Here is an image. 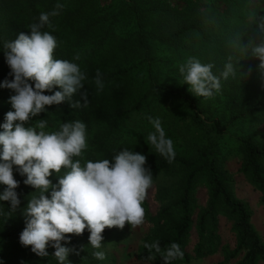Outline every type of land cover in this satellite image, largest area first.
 I'll list each match as a JSON object with an SVG mask.
<instances>
[{"label": "trees", "instance_id": "trees-1", "mask_svg": "<svg viewBox=\"0 0 264 264\" xmlns=\"http://www.w3.org/2000/svg\"><path fill=\"white\" fill-rule=\"evenodd\" d=\"M57 3L65 8L58 16L50 17L51 27L46 25L43 31L57 40L54 58L75 62L87 73L84 87L72 101L83 105L81 93L87 92L89 104L78 109L71 108L67 101L48 106L28 124L47 119L49 127L45 131H54L62 122L81 120L87 125L88 147L82 157L74 159L82 163L111 159L128 148L146 157L145 167L151 169L153 182L160 175L172 174L176 178L169 189H159L152 203L149 195L143 203L145 221L151 230L138 247L139 260L164 264L162 254L173 242L181 246L184 256L171 264H190L192 259L213 255L220 246L219 227L223 222L234 237V247L226 251L225 260L232 264H264V243L251 222V210L233 195V180L222 169L224 159L236 155L240 173L260 194L264 205V138L255 140L232 132L233 124L264 114V71L258 67L259 60L251 55L245 57L230 43L240 32L245 33V46L249 36L258 39V34L252 32L255 24L246 18L247 0H0V84L13 79L3 43L15 40L21 32L30 34L28 26L38 21L41 12H51ZM77 55L78 61L74 60ZM229 56L233 63L240 60L238 67L244 75L229 77L211 98L196 97L183 84L179 65L189 57L214 64L213 72L219 75ZM97 70L103 77L101 91L94 83ZM255 71L263 72L257 98L243 92L248 89L246 77ZM59 90L54 88L45 94ZM103 92L113 102L107 103L106 112L98 97ZM14 94L0 87V124L13 110L9 99ZM169 106L186 111L188 121L183 133L190 137L185 146L175 150L171 163L146 139L154 132L149 117L167 116ZM64 171L53 172L51 182L57 184L58 175ZM13 176L19 183L15 191L20 205L13 212L10 202L0 201V264H58L50 245L48 256L39 257L20 243L25 228L23 210L37 190L24 184L26 176H21L15 166ZM199 181L207 184L208 195L204 209L196 214L195 187ZM5 188L0 184V194ZM193 229L195 241L190 253ZM117 233V228H106L102 243L112 242ZM89 236L85 229L82 235L66 237L69 244L61 243L75 247L83 263L97 264L93 256L97 249L91 247ZM156 240L161 253H150L144 244Z\"/></svg>", "mask_w": 264, "mask_h": 264}, {"label": "clouds", "instance_id": "clouds-1", "mask_svg": "<svg viewBox=\"0 0 264 264\" xmlns=\"http://www.w3.org/2000/svg\"><path fill=\"white\" fill-rule=\"evenodd\" d=\"M65 8L57 3L51 12H41L38 21L28 26L30 34L19 33L17 38L3 43L4 56L10 68L9 76L0 87L10 89L15 94L9 99L12 111L5 115L0 124V184L6 186L0 194V201H8L14 212L20 205L15 191L19 183L13 176L15 166L21 176H26L25 185L37 190L28 200L23 210L25 228L20 234V243L30 247L39 257H47L49 245L55 249L54 258L58 264H69V254L79 255L75 247L62 246L70 243L71 235H82L85 229L90 233L91 247H102V233L106 228L123 229L126 224L131 228L144 223L143 203L148 189L153 185V175L146 168V157L124 148L111 159L96 160L74 159L82 157L87 149V125L81 120L62 122L58 130L45 131L49 127L47 119H39L33 125L28 122L46 112L48 106L69 102L73 109L87 107V92L81 93L80 101L72 97L84 87L88 79L79 64L54 58L57 48L56 38L45 26L51 27L50 17H55ZM254 22V34L249 36L247 45L242 42L245 33L240 32L230 41L234 48L245 57L251 55L259 60V69L264 71V14L255 11L249 13ZM77 55L74 60L78 61ZM233 57L219 75L214 74L212 63L203 64L196 57H189L179 65L183 84L189 86V92L196 97L211 98L222 87L221 81L237 74L243 77ZM94 83L97 91L104 88L102 73L97 70ZM54 88H59L51 95ZM154 128L147 136V144L165 157L169 163L175 158L173 141L166 137L159 118L149 117ZM58 175V183L53 184L49 177L53 172ZM51 190L50 198L45 195ZM151 253H161L159 240L145 243ZM98 260L105 259L103 251H95ZM181 246L171 243L162 254L164 264L182 259ZM147 259H152L149 255Z\"/></svg>", "mask_w": 264, "mask_h": 264}, {"label": "rangeland", "instance_id": "rangeland-1", "mask_svg": "<svg viewBox=\"0 0 264 264\" xmlns=\"http://www.w3.org/2000/svg\"><path fill=\"white\" fill-rule=\"evenodd\" d=\"M247 6V13L255 11L264 14V0H247ZM220 11H222V9ZM246 18L253 22L250 19V16H247ZM255 72L256 73H252L251 76L246 77L248 85H245V87L247 86L248 89L243 92L248 93V96L257 98L259 97L261 90L260 76L263 72ZM227 80H222L221 83L226 82ZM242 81L243 79L239 80L238 83H241ZM98 97L99 100L103 101L104 109L102 108V110L106 112L108 110L106 105L107 103L112 104V99L108 97L107 92L98 93ZM166 111L167 116H159V119L161 120L166 137L173 141L174 151H178L181 149V146H185L190 139L188 134L183 133V127L188 121L187 113L183 108L178 106H169ZM220 116L222 117V115ZM174 127L176 132L174 131ZM232 132L234 134L251 137L255 140L264 138V114L250 117L243 122L233 124ZM177 139H180V142ZM181 139H184V143L181 142ZM239 168L240 161L236 155H231L224 159L222 169L233 180L230 186L231 192L237 199L243 200L248 204L252 213L251 222L264 243V205L260 201V194L247 182L240 173ZM175 181L176 178L172 176V174L158 176L148 192V200L150 203L155 200V195H157L159 189L162 187L169 189L174 185ZM50 194V190L48 193H45L48 197H50ZM207 195V184L204 181H199L195 187L196 214L198 211L204 209ZM117 229L118 235L116 238L110 243H102V247L97 249V251H103L105 253V259H97V264H150L149 262L141 261L137 258L138 247L141 245L144 237L150 233L151 230V225L148 221L144 220L142 225L135 228H131L130 225L126 224L123 229ZM194 231L195 230L193 229L192 238L188 248L190 253L195 241ZM219 235L221 240L217 253L202 259H192L190 264H232V262H227L225 260L226 251L232 250L234 247V237L230 232L229 225H225L222 222L219 227ZM68 262L69 264H85L77 258L76 254H69Z\"/></svg>", "mask_w": 264, "mask_h": 264}]
</instances>
